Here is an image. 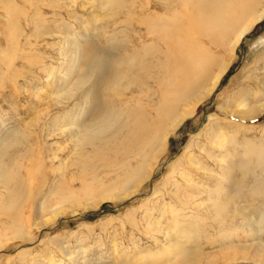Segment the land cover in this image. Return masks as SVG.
Listing matches in <instances>:
<instances>
[{"label": "rangeland", "instance_id": "1", "mask_svg": "<svg viewBox=\"0 0 264 264\" xmlns=\"http://www.w3.org/2000/svg\"><path fill=\"white\" fill-rule=\"evenodd\" d=\"M112 1L0 0V179L9 181H0V264H264V172L251 154L253 171L243 182L238 170L235 188L222 181L220 161L230 153L225 160L237 169L245 142L264 143V113H230L240 97L259 104L264 19L224 57L229 66L215 90L198 103L199 94L191 98L193 114L168 134L162 151L150 154L131 143L135 137L121 143L120 135L104 149L81 143L80 152L72 125L87 117L97 94L86 71L89 48L113 52L124 41L119 31L135 40L137 19L159 13L157 0H133L131 16V0ZM66 93L72 99L61 97ZM107 100L102 92L104 112L116 107ZM141 165L140 178L121 185L124 169ZM111 181L121 186L108 190ZM186 202L187 217L176 222L173 207Z\"/></svg>", "mask_w": 264, "mask_h": 264}, {"label": "bare ground", "instance_id": "2", "mask_svg": "<svg viewBox=\"0 0 264 264\" xmlns=\"http://www.w3.org/2000/svg\"><path fill=\"white\" fill-rule=\"evenodd\" d=\"M111 1L108 0L107 4L112 5L113 1L112 4ZM123 1L122 4L125 5ZM101 5L103 9L104 4ZM126 5L127 8H124L127 13H125L130 16L136 15L133 0ZM262 5L263 8L259 11L258 8ZM155 6L154 13L159 11L160 14L139 16L135 26H132L140 32L135 40L129 39L125 29L119 31L123 35V43L115 46L113 52L100 53L95 47L89 48L92 53H87L85 56L86 71L95 79L93 93L97 94L94 98V108L86 115L87 117L82 116L79 125H72L75 133L71 139L74 140L76 148L81 143H87L93 150L100 147L104 149L105 146L108 147L107 143L111 139L124 135V140H120L121 143L130 142L128 139L135 137L136 140L131 143L136 145H139V142L143 143L150 154L162 151L168 134L193 114L191 98L199 94L192 104L198 103L215 90L229 66L224 57L228 56L231 59L242 40L257 23L264 19V0H157ZM99 21L96 19V22ZM12 28L16 29L15 23ZM199 38H202L203 42ZM73 45L80 55L81 43L73 40ZM218 48H222L223 52L217 54L214 50L217 51ZM117 60L120 62L116 63ZM74 71L75 68L71 69V74L75 73ZM203 82L205 83L200 86ZM209 82L210 86L206 87ZM81 83L82 81L78 82L77 86ZM102 92L103 97L108 98L107 104L116 106L109 112H104L99 105ZM70 95L71 93H66L61 97H70ZM257 97L259 104L254 106L250 105L251 97H240L243 99L235 101L236 109L231 110L230 113L233 115L238 113L243 119H253L257 113L258 115L264 113V87L258 92ZM219 136L222 139L219 145L223 147L226 136L221 134ZM16 143L17 141H12L13 145ZM9 146L10 144L3 147L5 152ZM160 146H162L161 150H159ZM263 146L264 143L258 146L259 149L250 141L245 142L242 146L245 147V152L235 154L241 159L236 166L237 169L227 162L232 158L230 153L227 157L224 156L227 160L222 157L220 161L226 169V177L222 181L229 182L231 187L234 182L236 188L239 184L235 181V176L240 170L244 182L253 171L251 154L257 156L256 168L259 166L262 174ZM83 148L78 147L76 150L80 149L81 152ZM91 161L94 160H88L87 163L90 164ZM2 173L0 168V175ZM142 173V165L131 171L128 168L124 169L121 185H124V178L139 179ZM5 178L3 175V180L0 181L7 184L9 181ZM116 182L113 181L110 186L106 185L109 186L108 190L120 185ZM88 189L86 188L87 194H89ZM8 194L11 195L12 191ZM109 198V193L105 194L104 200ZM230 198L232 199V196ZM215 203V209L219 211L221 207L219 203ZM187 204V202L179 203L180 207H173V211L177 214L176 219L174 218L176 222L187 217L183 212L187 209ZM162 216H165V211ZM184 229L181 228V231ZM184 231L183 234L187 235V231Z\"/></svg>", "mask_w": 264, "mask_h": 264}]
</instances>
